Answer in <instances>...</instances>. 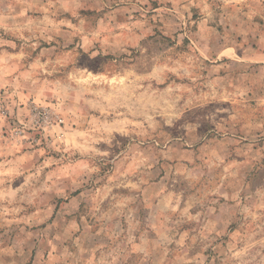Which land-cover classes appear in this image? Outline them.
Here are the masks:
<instances>
[{
  "label": "rangeland",
  "instance_id": "1",
  "mask_svg": "<svg viewBox=\"0 0 264 264\" xmlns=\"http://www.w3.org/2000/svg\"><path fill=\"white\" fill-rule=\"evenodd\" d=\"M0 264H264V0H0Z\"/></svg>",
  "mask_w": 264,
  "mask_h": 264
}]
</instances>
